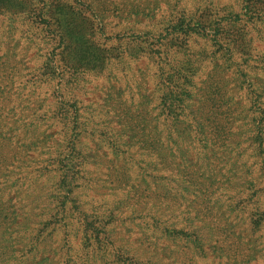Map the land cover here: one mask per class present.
I'll use <instances>...</instances> for the list:
<instances>
[{
  "label": "rangeland",
  "instance_id": "rangeland-1",
  "mask_svg": "<svg viewBox=\"0 0 264 264\" xmlns=\"http://www.w3.org/2000/svg\"><path fill=\"white\" fill-rule=\"evenodd\" d=\"M254 1L0 0V12H4L0 14V66L5 60L4 54L9 48H13L10 53L16 54L13 55L16 62L13 63L15 67L11 73H17L15 82L23 86L24 82H30L27 79L40 73L41 69L42 79L46 80L41 91L42 98H47L45 109L47 106L56 109L60 102H65L68 107L75 103L83 113L84 122H89L90 116L94 115L96 121L110 118L106 124L131 126L140 122L135 115L142 110L155 114L158 110L186 108L201 110L197 117L205 119V122L208 117L225 112L227 120L231 121L232 130L236 131L240 122L235 117L249 105L245 88H242L245 86L241 85V81L245 85L256 82L264 88V70L260 67V61L264 59V24L250 17V9L259 7ZM248 3L251 4L249 10L246 9ZM12 11L18 14H51L56 33L47 35L38 25L24 20L22 15L12 16ZM180 14L187 15L188 19L202 15L207 21L205 27L196 29L198 34L188 36L186 33H175L174 36L178 38L172 41V37H169L165 49L173 53L172 61L176 67L166 89L157 77L158 61L152 49L158 46L157 42L164 38L165 33L175 29L174 25L178 23ZM219 17L223 20L216 22L215 18ZM230 24L237 25L241 29L239 32H244L249 40V57L247 63H242L236 54L233 58L234 65L223 60L228 72L222 74L215 61L206 58L214 49L206 39L224 34V30L231 27ZM191 32L192 30H188V33ZM185 44L197 53L196 57L183 51ZM97 56H103L112 62L109 70L98 73L94 68ZM223 62L219 61L221 66ZM237 62L242 67L241 75L244 77L236 72ZM167 90L169 93L165 95ZM186 92H190L191 96H186ZM262 99L264 100V96ZM123 108L127 110L124 111L128 112L127 115L122 111ZM189 116L195 122L193 116L196 114L189 112ZM51 124L53 127L50 132L55 144H50L52 148L49 158L65 150L61 143L62 132L59 133L62 124L55 118L51 120ZM125 135L128 140L133 134L128 131ZM86 136L84 134V139L81 140L85 146L90 141H85ZM66 156L68 158L59 165L60 171L56 172V176L53 178L47 174L42 177L40 184L43 183L45 190L56 191L58 197L54 200L59 204L71 201L76 204V196L79 195L80 202L86 204L88 223L92 222L91 214L104 211L105 202L123 201L119 219H127L121 224L123 231L118 230V236L126 247L133 249L137 260L147 264H264V225L260 230L250 231L249 224V220L258 221L264 213L262 183L258 184L254 197H257L259 204L252 205V210L256 207L259 213H248L246 210L245 214L234 218L221 234L201 235L205 239L207 254L204 258H199L190 254L192 246L182 238L160 239L156 236L145 241L141 229L135 225L139 221V215L132 218V212L154 213L158 218L159 215L177 210L186 213L196 224L201 220L207 222L209 219L205 216L208 212L201 198L191 195V189L181 183L192 180L191 170L188 175L189 171L180 166L179 170L166 174L177 183L170 187L173 196L163 200L155 197L156 193L163 192L166 181L161 180L155 181L157 185L136 181L119 191L110 190L113 178L110 176V166L113 163H109L103 150L96 154L89 152L84 157L81 150L76 154L75 149L72 153L67 152ZM30 157L36 159L35 154ZM247 161L252 162L253 158ZM86 175L87 179L84 177ZM85 184L87 186L84 188ZM132 186L145 188L146 192L134 194L130 189ZM237 189H218L213 197L221 195L223 198L212 205L214 210H221L219 203L227 208L231 206L232 200L239 197ZM233 195L236 196L235 199L227 200ZM30 200V196L23 195L15 205L23 206ZM178 212L174 214L177 215ZM19 216L22 218L21 211ZM22 221L24 222L23 219ZM76 225L79 223L76 222ZM128 226L131 231L127 229ZM125 230L128 232L125 233ZM60 234L58 231L55 241L60 239Z\"/></svg>",
  "mask_w": 264,
  "mask_h": 264
},
{
  "label": "trees",
  "instance_id": "trees-1",
  "mask_svg": "<svg viewBox=\"0 0 264 264\" xmlns=\"http://www.w3.org/2000/svg\"><path fill=\"white\" fill-rule=\"evenodd\" d=\"M259 1L263 2L254 1L259 4L257 9L251 10L249 3L246 9H250L252 19L264 24V0ZM10 13L12 16L22 15L24 20L38 25L47 35L56 33L51 14ZM187 17L180 14L175 29L165 33L164 38L157 42L158 46L152 49L158 61L157 77L166 89L176 67L172 61L173 53L165 49L169 37L172 41L178 38L175 33L195 35L198 34L197 28L206 25L207 20L202 15ZM215 20L221 22L223 18ZM229 26L224 34L206 39L214 47L206 58L214 60L222 74L228 72L223 60L234 65L236 54L242 63H247L249 57V40L244 32H239L241 29L235 24ZM188 30L192 32L188 33ZM12 50L9 48L4 54L5 60L0 66V264H147L137 260L133 249L126 247L118 236V230L123 231L121 224L127 219H119L123 201L105 202L104 211L91 214L92 222L88 223L86 204L80 202L79 195L76 196V204L73 201L68 203L67 199V203L59 204L54 200L58 197L56 191L45 190L43 183L40 184L47 174L54 178L60 171L59 165L68 158L66 153L75 149L76 154L81 150L84 157L89 152L105 151L109 163H113L110 166V176L113 177L110 190L115 191L136 181L157 185L155 181L161 180L166 181L163 192L156 193L155 197L166 200L173 196L170 187L177 183L166 174L179 170L180 166L189 171L188 175L192 171V180L181 183L191 189V195L201 198L208 212L205 217L209 220L196 224L186 213L177 210L158 218L154 213L132 212V218L139 215L135 225L141 229L145 241L156 236L160 239L182 238L192 246L190 254L193 257L204 258L207 251L201 235L221 234L234 218H239L246 210L248 213L258 211L256 207L252 210V205L259 204L257 197L254 198L258 184L262 183L264 187L263 86L256 82L245 85L241 81L249 105L235 117L240 122L236 131L232 130L225 112L216 113L205 122V119L197 117L201 110L186 108L158 110L155 114L142 110L135 115L140 122L131 126L106 124L110 118L96 121L94 115L90 116L89 122H84L83 113L75 103L68 107L65 102H60L56 109L49 106L45 109L47 98H42L41 91L46 80L42 79L41 69L40 73L27 79L30 82H24L23 86L17 84L14 79L17 73H11L16 62L13 59L16 54L10 53ZM183 51L196 57L197 53L187 44L183 46ZM219 61L223 62V66ZM111 63L109 59L97 56L94 68L98 73L105 72ZM260 67L264 70V59L260 61ZM236 69L241 75L242 67L238 62ZM168 93L167 90L164 94ZM186 96L190 97L191 93L186 92ZM122 111L127 110L123 108ZM189 112L196 114L193 116L195 122L191 121ZM103 116L107 117L106 114ZM54 118L62 124L59 133L62 132L61 143L65 150H58L53 158H49L50 144H55L50 132ZM128 131L133 135L127 140L125 134ZM84 134L87 135L85 141L90 139L87 146L81 141ZM31 154H35L36 159H32ZM249 158L253 161L248 162ZM84 177L87 179V175ZM228 188H238L239 197L229 196L227 200L235 199L231 206L227 208L219 203L221 210H214L212 205L223 196L216 195L215 198L213 195L218 189ZM130 189L138 195L146 192L145 188L132 186ZM23 195L30 196L31 200L28 204L16 206L15 203ZM236 211L238 213L234 214ZM176 212L177 215L174 214ZM249 224L250 231L260 230L264 225V213L258 221L249 220ZM127 229L131 231L129 226ZM58 231L60 239L55 241Z\"/></svg>",
  "mask_w": 264,
  "mask_h": 264
}]
</instances>
